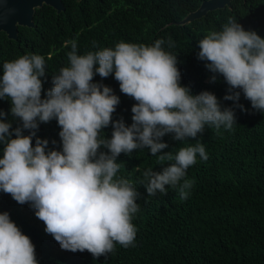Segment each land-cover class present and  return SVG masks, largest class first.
<instances>
[{"label": "clouds", "instance_id": "obj_1", "mask_svg": "<svg viewBox=\"0 0 264 264\" xmlns=\"http://www.w3.org/2000/svg\"><path fill=\"white\" fill-rule=\"evenodd\" d=\"M65 43L71 49L68 64L52 76L53 87L43 99L44 56L29 53L3 62L0 99L11 101V113L22 126L10 131L11 123L0 119V191L21 205L30 204L61 249L98 258L113 252L116 244L134 246L136 237L132 220L140 208L139 193L130 180L117 176V157L147 148L160 162L174 161L162 172L144 170L140 183L148 197L166 195L167 185L187 199L186 190L194 184L186 178L187 170L197 156L208 159L205 146L197 140L173 155L163 152L168 144L162 137L171 133L185 141L203 133L206 125L232 132L236 115L214 93L193 95L190 87L181 86L177 55L164 49L163 39L152 45L121 40L114 48H98L93 42L95 50L84 54H79L76 39ZM168 44L174 46L171 38ZM198 47L197 58L214 74L210 82L219 74L229 86L224 99L238 102L242 92L253 109L264 113V38L229 16L220 30H209L198 40ZM113 73L120 91L136 101L130 126L123 119L112 120L119 96L93 82L97 74L104 79ZM53 119L61 129L62 150H49V141L36 137L39 124ZM110 124L107 139L101 133ZM0 264H39L34 244L8 212L0 213Z\"/></svg>", "mask_w": 264, "mask_h": 264}, {"label": "trees", "instance_id": "obj_2", "mask_svg": "<svg viewBox=\"0 0 264 264\" xmlns=\"http://www.w3.org/2000/svg\"><path fill=\"white\" fill-rule=\"evenodd\" d=\"M203 1L206 0H60L59 12L49 8L32 17V27L17 26L15 40L0 32V77L5 61L29 53L45 57L42 99L53 87L52 76L68 64L67 52L71 49L65 42L70 39L78 41L79 54L94 51L93 42L98 48H114L121 40L152 45L163 39L164 49L177 55L181 86L190 87L193 95L205 90L214 93L221 106L233 107L236 115L232 132L206 125L196 138L177 141L171 133L162 137V142L168 144L163 152L173 155L197 140L205 146L208 159L197 156V163L187 170L186 178L194 180L186 190L187 199H181L178 190L167 185L166 195L148 197L140 183L144 170L162 172L174 161L160 162L147 148L117 157L116 162L121 164L117 176L130 180L137 188L140 208L132 220L137 229L134 246L116 244L107 256L94 258L87 251L61 249L44 231V223L30 204L21 205L0 191V213L8 212L31 239L39 264H264V113L253 109L242 92L238 102L225 100L230 93L223 76L216 74V81L210 82L214 74L205 67V61L197 58L198 40L209 30H220L229 16L235 17L245 30L264 38V0H231L228 7L184 21ZM93 82L110 87L119 96L112 120L123 119L130 126L131 108L136 101L120 91L114 73L104 79L97 74ZM11 107L9 99H0V111L5 113L0 119L11 123L10 131L22 126ZM60 130L53 119L39 124L36 137L48 140L49 150H62ZM112 131L110 124L101 134L110 139ZM23 134L29 135V130ZM3 147L0 143V158ZM100 151L107 149L102 147Z\"/></svg>", "mask_w": 264, "mask_h": 264}, {"label": "water", "instance_id": "obj_3", "mask_svg": "<svg viewBox=\"0 0 264 264\" xmlns=\"http://www.w3.org/2000/svg\"><path fill=\"white\" fill-rule=\"evenodd\" d=\"M231 0H206L184 21L199 18L207 12L228 7ZM46 4L59 12L62 9L60 0H0V32L7 39L15 40L16 27H32V11L40 4Z\"/></svg>", "mask_w": 264, "mask_h": 264}, {"label": "rangeland", "instance_id": "obj_4", "mask_svg": "<svg viewBox=\"0 0 264 264\" xmlns=\"http://www.w3.org/2000/svg\"><path fill=\"white\" fill-rule=\"evenodd\" d=\"M49 8H50V7H49L48 5L43 4V3L40 4V5L37 6V7H34V8H33V11H32V17H33V16H36V15L42 13V12L47 11Z\"/></svg>", "mask_w": 264, "mask_h": 264}]
</instances>
